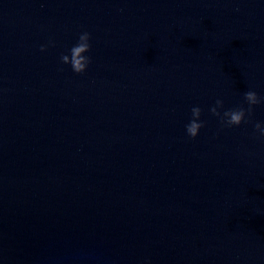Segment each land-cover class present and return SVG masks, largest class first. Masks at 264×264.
<instances>
[{
  "label": "water",
  "instance_id": "obj_1",
  "mask_svg": "<svg viewBox=\"0 0 264 264\" xmlns=\"http://www.w3.org/2000/svg\"><path fill=\"white\" fill-rule=\"evenodd\" d=\"M247 91L264 0H0V264H264V103L209 111Z\"/></svg>",
  "mask_w": 264,
  "mask_h": 264
},
{
  "label": "clouds",
  "instance_id": "obj_2",
  "mask_svg": "<svg viewBox=\"0 0 264 264\" xmlns=\"http://www.w3.org/2000/svg\"><path fill=\"white\" fill-rule=\"evenodd\" d=\"M91 39L92 37L90 33L82 32L79 36L78 43L70 49V55L63 54L60 57L61 62L65 65H70L72 70L78 75L86 73L89 65L92 63L91 58L86 55L91 51ZM52 46H55L54 43H52ZM47 50L48 48L43 45L40 48L41 52H46ZM244 100L248 105L247 109L240 106L238 108L225 110L222 114L220 110L224 109L225 104L222 99H217L215 105L212 106L209 111L213 116L220 120L222 127H240L245 123H251V120L248 118L252 116L255 106L264 103V98H261L255 91L245 92ZM191 112L192 119L185 127L188 136L195 140L200 135L201 129L205 127V124L201 120L203 110L197 106L193 107ZM254 127L256 133L259 134V137L264 138V123L256 122ZM145 264H151V262L146 261Z\"/></svg>",
  "mask_w": 264,
  "mask_h": 264
}]
</instances>
